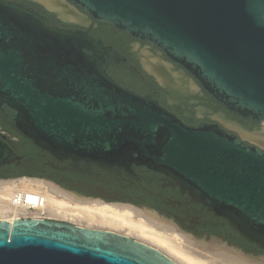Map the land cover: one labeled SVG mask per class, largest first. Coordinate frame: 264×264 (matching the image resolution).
Here are the masks:
<instances>
[{
	"label": "water",
	"instance_id": "1",
	"mask_svg": "<svg viewBox=\"0 0 264 264\" xmlns=\"http://www.w3.org/2000/svg\"><path fill=\"white\" fill-rule=\"evenodd\" d=\"M71 1L157 46L229 112L264 120V0ZM109 61L87 32L0 0V119L13 132L75 173H161L264 249V150L216 124L182 122L117 84ZM154 72L173 80L159 66ZM12 163L23 158L0 133V167ZM0 264L178 263L113 230L16 217L0 219Z\"/></svg>",
	"mask_w": 264,
	"mask_h": 264
},
{
	"label": "flooded vegetation",
	"instance_id": "2",
	"mask_svg": "<svg viewBox=\"0 0 264 264\" xmlns=\"http://www.w3.org/2000/svg\"><path fill=\"white\" fill-rule=\"evenodd\" d=\"M16 1L35 9L58 28L80 29L100 40L110 54L106 72L123 88L139 95L152 96L162 107L188 125L216 124L227 133L234 134L244 142L264 150V147L244 138L240 132L258 129L260 121L242 118L229 112L205 91L191 73L170 60L154 44L136 38L111 23L91 17L71 0L61 2L83 17L81 21L64 18L58 9L48 7L41 0ZM143 50L150 57H155V60L158 58L156 62L159 65H163L167 71H172V73L168 71L169 74H173V77H177L178 74L179 78L168 81L160 79L153 70L146 67L140 56ZM0 122L5 124L1 119ZM5 134L10 140L15 141L14 147L21 152L23 158V163L19 166L24 174L18 177L42 180L85 201L97 200L99 203L123 206L127 204L131 208L149 211L169 223L177 233H183L182 235L195 241L217 242L240 251L245 257L264 263L263 248L242 238L224 219L207 211L202 204L191 201L187 193H182L178 186L167 185L161 173L138 168L114 173L100 170L95 166L90 172L75 173L61 168L64 163L53 160L49 154L30 150L25 140H17L9 133ZM10 172L9 168L0 169V179L6 178L5 175ZM60 221L88 227L67 220ZM117 233L154 247L134 236Z\"/></svg>",
	"mask_w": 264,
	"mask_h": 264
},
{
	"label": "bare ground",
	"instance_id": "3",
	"mask_svg": "<svg viewBox=\"0 0 264 264\" xmlns=\"http://www.w3.org/2000/svg\"><path fill=\"white\" fill-rule=\"evenodd\" d=\"M41 1L48 7L58 9L64 18L76 21H81L83 18L72 9L63 5L61 0ZM145 52L143 50L140 56H142L148 69L154 71L155 66H159L162 68L163 74L169 75L172 79L179 78L178 74L177 77H173V74L168 73L171 70L167 71L163 65H159L156 62L158 58L155 60V57H150ZM156 74L163 80L159 73ZM177 80L180 81V79ZM241 135L264 147V120L260 121L258 129L250 132L241 131ZM22 186L29 188L34 186L35 188L47 190V207L41 212L47 217L70 220L88 227L104 228L134 236L152 244L173 260L175 259L180 262V264H261L217 242L195 241L188 236H182L183 233H176L169 223H166L149 211L131 208L127 204L123 206L119 204L99 203L96 202L97 200L94 202L91 200L85 201L73 194L62 190L59 191L55 186L42 181H23L15 184L14 187L13 185L10 186L8 189ZM51 191L59 192L63 196L62 199L57 198L56 194L51 193ZM3 198L4 191L0 190V200ZM25 214L26 212L22 209L0 203V219L12 221L16 217H21ZM197 252L207 255L209 257H206L208 260L202 259L204 258L203 255L202 258H199L200 254L196 256L195 253Z\"/></svg>",
	"mask_w": 264,
	"mask_h": 264
},
{
	"label": "built area",
	"instance_id": "4",
	"mask_svg": "<svg viewBox=\"0 0 264 264\" xmlns=\"http://www.w3.org/2000/svg\"><path fill=\"white\" fill-rule=\"evenodd\" d=\"M47 198V190L35 188L34 186L30 188L22 186L5 190L4 198L0 200L2 201L0 203H2V205L22 209L26 214L21 216V218L49 219L41 213L47 207Z\"/></svg>",
	"mask_w": 264,
	"mask_h": 264
},
{
	"label": "trees",
	"instance_id": "5",
	"mask_svg": "<svg viewBox=\"0 0 264 264\" xmlns=\"http://www.w3.org/2000/svg\"><path fill=\"white\" fill-rule=\"evenodd\" d=\"M0 126H1V129L7 133H9L12 137L16 138L17 140H25L28 148H30V150H33V151H38L37 148H35L27 139H24L23 137L17 135L15 132H13L7 125L3 124L0 122ZM11 143H12V146H13V149L18 153V154H21V152H19L15 147H14V144H15V141L14 140H11ZM10 169L11 172L8 173L7 175H5L6 178H15V177H18V176H21L22 174H24L22 171H21V167L18 165L16 166L15 164H9V165H5L3 167H0V169Z\"/></svg>",
	"mask_w": 264,
	"mask_h": 264
},
{
	"label": "rangeland",
	"instance_id": "6",
	"mask_svg": "<svg viewBox=\"0 0 264 264\" xmlns=\"http://www.w3.org/2000/svg\"><path fill=\"white\" fill-rule=\"evenodd\" d=\"M241 132V131H240ZM244 132V131H243ZM0 133L1 134H5V131H3L1 128H0ZM11 180V181H10ZM12 180H14V181H12ZM28 180H34V181H42V180H38V179H33V178H30V177H17V178H4V179H0V190L1 191H5L6 189H8V188H10V186H12L13 185V187H14V185L15 184H19V182H26V181H28ZM8 181H10V182H8ZM42 182H44V181H42ZM40 183V182H39ZM53 186V185H52ZM56 188V187H55ZM57 190H59L60 191V189H58L57 188ZM53 191H51V193H52ZM53 194H56V196H57V198H60V199H62V195L58 192H53ZM48 218H50V219H54V218H52V217H48ZM59 220H61V219H59ZM65 220V219H64ZM67 221H70V220H67ZM72 222V221H71ZM78 224V223H77ZM177 233V232H176ZM183 236V235H182ZM144 241V240H143ZM145 242V241H144ZM212 242V241H211ZM148 243V242H147ZM150 244V243H149ZM152 245V244H151ZM155 247V246H154ZM198 254H200V256L198 255ZM195 255L197 256H199V258H202V255H203V257L204 258H202V259H204V260H206L207 258H209V257H207V255H205V254H203V253H199V252H197V253H195ZM207 257V258H206ZM251 259V258H250ZM175 260V259H174ZM208 260V259H207ZM253 260H255V261H257V262H259V263H261V264H264L262 261H260V260H257V259H253ZM178 264H180V262H178L177 260H175Z\"/></svg>",
	"mask_w": 264,
	"mask_h": 264
}]
</instances>
